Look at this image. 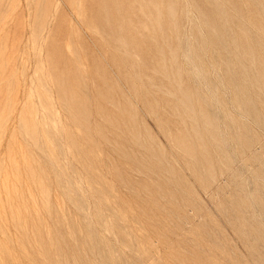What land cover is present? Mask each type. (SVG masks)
I'll return each mask as SVG.
<instances>
[{"label": "rangeland", "instance_id": "1", "mask_svg": "<svg viewBox=\"0 0 264 264\" xmlns=\"http://www.w3.org/2000/svg\"><path fill=\"white\" fill-rule=\"evenodd\" d=\"M0 264H264V0H0Z\"/></svg>", "mask_w": 264, "mask_h": 264}]
</instances>
